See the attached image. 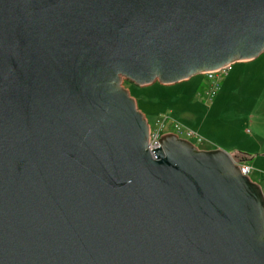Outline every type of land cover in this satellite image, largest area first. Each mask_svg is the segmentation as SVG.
Instances as JSON below:
<instances>
[{
	"label": "water",
	"instance_id": "95a60500",
	"mask_svg": "<svg viewBox=\"0 0 264 264\" xmlns=\"http://www.w3.org/2000/svg\"><path fill=\"white\" fill-rule=\"evenodd\" d=\"M264 52V0H0V264H264V193L123 86Z\"/></svg>",
	"mask_w": 264,
	"mask_h": 264
},
{
	"label": "rangeland",
	"instance_id": "374dc122",
	"mask_svg": "<svg viewBox=\"0 0 264 264\" xmlns=\"http://www.w3.org/2000/svg\"><path fill=\"white\" fill-rule=\"evenodd\" d=\"M129 84L123 86L151 128L168 118L166 132H174L175 123L194 131L202 141L189 142L198 149L220 145L235 157L245 155L241 163L250 167L249 179L264 193V52L221 73L212 98L213 84L204 75L168 86Z\"/></svg>",
	"mask_w": 264,
	"mask_h": 264
},
{
	"label": "built area",
	"instance_id": "2783aa9c",
	"mask_svg": "<svg viewBox=\"0 0 264 264\" xmlns=\"http://www.w3.org/2000/svg\"><path fill=\"white\" fill-rule=\"evenodd\" d=\"M226 69L220 70V71H214V72H208L204 73V77L212 82L213 87L211 91L209 92V97L212 98L214 94L217 91L218 88V80L219 76L221 73L225 72ZM166 121H168V118H165L164 122L161 125L155 126L151 128L149 126V135H148V146L151 147L154 144L157 143L158 139L165 134H168L169 132H166ZM173 129L175 130L172 132V134H175L177 137L180 139H184L189 141V139H195L198 142H201L202 139L199 137L194 131L187 129V128H182L178 124L173 125ZM238 163V162H237ZM239 166V172L242 176H248L250 173V167L246 164L238 163Z\"/></svg>",
	"mask_w": 264,
	"mask_h": 264
},
{
	"label": "crops",
	"instance_id": "0c3cea01",
	"mask_svg": "<svg viewBox=\"0 0 264 264\" xmlns=\"http://www.w3.org/2000/svg\"><path fill=\"white\" fill-rule=\"evenodd\" d=\"M210 149H221V150H223L224 148L222 146H220V145L219 146L217 145V146H211ZM229 155L235 160L236 157L233 154H229Z\"/></svg>",
	"mask_w": 264,
	"mask_h": 264
},
{
	"label": "trees",
	"instance_id": "16d2710c",
	"mask_svg": "<svg viewBox=\"0 0 264 264\" xmlns=\"http://www.w3.org/2000/svg\"><path fill=\"white\" fill-rule=\"evenodd\" d=\"M235 160H236V162L241 163L242 161H246V156L241 155L239 157H236Z\"/></svg>",
	"mask_w": 264,
	"mask_h": 264
},
{
	"label": "flooded vegetation",
	"instance_id": "af4514ba",
	"mask_svg": "<svg viewBox=\"0 0 264 264\" xmlns=\"http://www.w3.org/2000/svg\"><path fill=\"white\" fill-rule=\"evenodd\" d=\"M129 85H132V84H129Z\"/></svg>",
	"mask_w": 264,
	"mask_h": 264
}]
</instances>
